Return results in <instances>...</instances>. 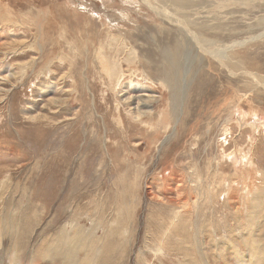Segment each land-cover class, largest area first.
Returning a JSON list of instances; mask_svg holds the SVG:
<instances>
[{
  "label": "rangeland",
  "instance_id": "obj_1",
  "mask_svg": "<svg viewBox=\"0 0 264 264\" xmlns=\"http://www.w3.org/2000/svg\"><path fill=\"white\" fill-rule=\"evenodd\" d=\"M149 1L0 0V264H264V0Z\"/></svg>",
  "mask_w": 264,
  "mask_h": 264
},
{
  "label": "bare ground",
  "instance_id": "obj_2",
  "mask_svg": "<svg viewBox=\"0 0 264 264\" xmlns=\"http://www.w3.org/2000/svg\"><path fill=\"white\" fill-rule=\"evenodd\" d=\"M159 1V0H158ZM169 2H170V0H168ZM197 1V0H196ZM144 2L150 7V8H152V10L154 11V12H156L157 14H159L160 16H161V18L163 17L165 20H168V21H173L174 19H177L176 18V15L174 14V13H172V11H169V10H167L168 8L167 7H164L163 5H159L158 3L156 4V3H153V2H151V1H149V0H144ZM174 3H176L179 7L181 6V8H182V6H185V5H187V4H190V3H192L190 0H174L173 1ZM166 3H168V2H166ZM172 3V2H171ZM173 4V3H172ZM175 6V5H174ZM174 6H172V7H174ZM189 6V5H188ZM187 6V7H188ZM169 7V6H168ZM178 7V8H179ZM190 7V6H189ZM195 7H198V6H195ZM178 8H176V9H178ZM180 9V8H179ZM186 9V8H185ZM109 11V10H108ZM176 11V10H175ZM174 12V11H173ZM177 12V11H176ZM182 12V11H181ZM163 19V20H164ZM185 21V20H184ZM186 24V23H185ZM179 25V28L177 29V30H179L180 31V33H181V31H182V33H184L185 35H186V38L185 37H183L182 39H185V40H189V41H191L190 39H193V37H194V39H196V41H198L199 43H200V41H199V37L197 36V35H194L193 33H191L190 31H189V29L186 27V28H183L180 24H178ZM193 26V25H192ZM177 27V26H176ZM120 29V28H119ZM194 30V29H193ZM181 39V40H182ZM179 41V40H178ZM184 42H182V44H183ZM188 43V42H187ZM179 45V44H178ZM184 46V45H183ZM186 46V45H185ZM189 47V46H188ZM183 49H184V47H183ZM104 50V49H103ZM102 50V51H103ZM118 50V49H117ZM186 50V49H185ZM101 51V61H102V63H103V65H104V71L109 75V76H117L118 77V72H117V69H116V67H113V66H111V64H110V61H109V59L104 55V52H102ZM181 53V52H180ZM180 58V57H179ZM119 59V58H118ZM171 65V64H170ZM175 66V65H174ZM118 69H119V67H118ZM161 69V68H160ZM158 70V69H157ZM162 70H163V68H162ZM167 70V69H166ZM165 72V71H164ZM166 72H168V71H166ZM174 74V73H173ZM176 74V73H175ZM123 75V74H122ZM164 75V74H163ZM106 77V76H105ZM108 77V76H107ZM164 77V76H163ZM108 78H110V77H108ZM121 78V77H120ZM164 78H166V77H164ZM113 80V79H112ZM114 80H116L115 78H114ZM113 80V81H114ZM118 81V80H117ZM131 82V81H130ZM136 82V81H135ZM171 82V81H170ZM173 82V81H172ZM178 82V81H177ZM133 83V82H132ZM179 83V82H178ZM177 83V84H178ZM110 84V83H109ZM111 84H113V83H111ZM176 84V83H175ZM115 85H117V84H115ZM119 85V84H118ZM117 85V86H118ZM173 85V84H172ZM131 86V85H130ZM121 88V87H120ZM129 89H130V87H129ZM119 90V89H118ZM129 92V91H128ZM123 94V93H122ZM125 101V100H124ZM141 101V100H140ZM145 104V103H144ZM142 107V106H141ZM118 109V108H117ZM140 112V111H139ZM144 113V112H143ZM144 114H147V113H144ZM149 114V113H148ZM53 206V205H52ZM116 206H118L117 204H116ZM121 208V207H120ZM65 210V209H64ZM104 210V209H103ZM102 210V211H103ZM106 210V209H105ZM120 210V209H119ZM125 211V210H124ZM128 211V210H127ZM105 212V211H104ZM184 212V211H183ZM123 213V212H122ZM101 214V213H100ZM121 216V215H120ZM122 217V216H121ZM123 217H125V216H123ZM26 218V217H25ZM106 219V218H105ZM108 220H110V219H108ZM119 220V219H118ZM164 220V219H163ZM116 221V220H115ZM114 221V222H115ZM125 221V220H124ZM178 221V220H177ZM109 222V221H108ZM168 222V221H167ZM118 223V222H117ZM120 223V222H119ZM73 224V223H72ZM125 224H126V222H125ZM155 225V224H154ZM159 225V224H158ZM157 225V226H158ZM172 225V224H171ZM161 226H162V224H161ZM67 227V226H66ZM126 227H127V225H126ZM152 227V226H151ZM164 227V226H163ZM64 228V227H63ZM159 228H161V227H159ZM73 229V228H72ZM151 229V228H150ZM168 229V228H167ZM172 229V228H171ZM46 230V229H45ZM154 230V229H153ZM2 231V230H1ZM121 231H123V230H121ZM33 232V231H32ZM47 232V231H46ZM65 232V231H64ZM165 232V231H164ZM35 233V232H34ZM43 233H45L44 231H43ZM53 233V232H52ZM123 233V232H122ZM64 234V233H63ZM62 234V235H63ZM66 234H67V232H66ZM65 234V235H66ZM151 234H152V231H151ZM164 234H166V233H164ZM163 234V235H164ZM170 234V233H169ZM40 235V234H39ZM68 235V234H67ZM67 235H66V237H67ZM71 235V234H70ZM113 235V234H112ZM136 234H134V236H135ZM153 235V234H152ZM70 237V236H69ZM121 237V236H120ZM119 237V238H120ZM151 237V236H150ZM50 238V237H49ZM56 238V237H55ZM60 238H61V236H60ZM64 238V237H63ZM156 238V240L158 241V245H161L159 248H162V247H164L165 246V244H166V242H167V238H168V236L167 237H163V236H158V237H155ZM54 240V239H53ZM53 240H51V241H53ZM113 240H114V238H113ZM127 240H128V238H127ZM153 240V239H152ZM69 241V240H68ZM77 241H79V240H77ZM111 241V240H110ZM120 241V240H119ZM47 242V241H46ZM38 243V242H37ZM44 243V242H43ZM54 242H52V244H53ZM61 243H63V240L61 239ZM65 243V242H64ZM88 243V242H87ZM123 243V242H122ZM41 244V243H40ZM39 244V245H40ZM56 244H57V241H56ZM119 244V243H118ZM24 245V244H23ZM44 245V244H43ZM121 245V244H120ZM67 246V245H66ZM65 246V247H66ZM110 246V245H109ZM156 246V245H155ZM39 247V246H38ZM41 247V246H40ZM111 247V246H110ZM123 247H124V245H123ZM93 248V245H91L89 248H88V250H90V249H92ZM158 248V247H157ZM180 248V247H179ZM56 249V248H55ZM63 249V248H62ZM66 249V248H65ZM86 249V248H85ZM163 249V248H162ZM161 249V250H162ZM36 250H38V249H36ZM59 250V249H58ZM70 250H72V249H70ZM69 250V251H70ZM74 250H75V248H74ZM95 250V249H94ZM121 250L122 249H117V250H115V252H114V254H116V255H123L124 256V253H122V254H120L121 253ZM180 250V249H179ZM39 251V250H38ZM49 251V250H48ZM69 251H68V254H69ZM77 251V250H76ZM76 251H75V253H76ZM22 252V251H21ZM35 252V251H34ZM33 252V253H34ZM45 252V251H44ZM59 252H60V250H59ZM90 252V251H89ZM95 252V251H94ZM158 252V251H157ZM57 253H58V251H57ZM73 253V252H72ZM74 253V254H75ZM93 253V252H92ZM100 253V252H99ZM36 254V253H35ZM74 254L73 255H70V257L71 256H74ZM104 254V253H103ZM75 255H77V254H75ZM105 255V254H104ZM103 255V256H104ZM258 255H260V254H258ZM15 256H19V255H15ZM21 256V255H20ZM32 256V255H31ZM143 258H145V255L143 254ZM14 259V258H13ZM71 259V258H70ZM100 259H101V257H100ZM138 259V258H137ZM158 259V258H157ZM235 259V258H234ZM255 259V258H254ZM6 260V259H5ZM73 260H77V258L76 259H73ZM85 260V259H84ZM146 260V259H145ZM51 261V260H50ZM83 261V260H82ZM147 261V260H146ZM145 261V262H146ZM182 261V260H181ZM2 262V261H1ZM103 262V261H102ZM183 262V261H182ZM10 263H12V262H10ZM74 263V262H73ZM72 263V264H73ZM98 263V262H97ZM153 263H155V262H153ZM193 263V262H192ZM196 263V262H195ZM15 264H16V262H15ZM104 264V263H103Z\"/></svg>",
  "mask_w": 264,
  "mask_h": 264
}]
</instances>
